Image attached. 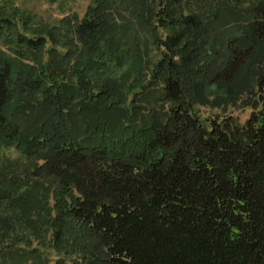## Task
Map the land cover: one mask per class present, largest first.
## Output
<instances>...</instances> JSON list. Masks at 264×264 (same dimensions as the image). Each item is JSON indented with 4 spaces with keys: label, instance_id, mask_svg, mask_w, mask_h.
I'll return each mask as SVG.
<instances>
[{
    "label": "trees",
    "instance_id": "obj_1",
    "mask_svg": "<svg viewBox=\"0 0 264 264\" xmlns=\"http://www.w3.org/2000/svg\"><path fill=\"white\" fill-rule=\"evenodd\" d=\"M0 41V264H264V0L17 10Z\"/></svg>",
    "mask_w": 264,
    "mask_h": 264
},
{
    "label": "rangeland",
    "instance_id": "obj_2",
    "mask_svg": "<svg viewBox=\"0 0 264 264\" xmlns=\"http://www.w3.org/2000/svg\"><path fill=\"white\" fill-rule=\"evenodd\" d=\"M95 0H0V14H14L15 11H19L20 15H25L27 13L33 15L34 21H42L43 23H47L49 25H58L63 19L72 18L77 16L79 19H82L88 9L94 6ZM35 26V24H33ZM153 48V47H152ZM0 50L6 53L7 55H13L8 46H4L0 41ZM152 62H156L159 60L156 52H151ZM152 69V68H151ZM151 71L148 75L150 77ZM245 76V75H244ZM253 77H250L251 79ZM247 80V77H242L241 83H244ZM252 80V79H251ZM244 81V82H243ZM212 88H216L212 87ZM216 90V89H215ZM249 92L244 96L245 99L248 98ZM242 98L241 101L238 102L237 105H219L213 107V97L210 99V105L208 106H198L199 115L203 119L211 118V117H224L233 115L237 117L241 123H245L250 114V110H244L241 106L242 101L245 99ZM158 106H156L157 108ZM1 156H8L12 159L17 158V154L11 149L9 151L1 152Z\"/></svg>",
    "mask_w": 264,
    "mask_h": 264
}]
</instances>
